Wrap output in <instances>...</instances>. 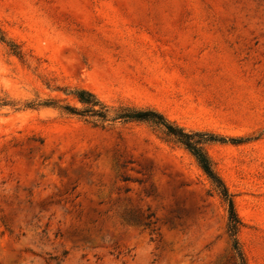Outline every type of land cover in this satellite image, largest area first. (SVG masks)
I'll list each match as a JSON object with an SVG mask.
<instances>
[{"label":"rangeland","instance_id":"rangeland-1","mask_svg":"<svg viewBox=\"0 0 264 264\" xmlns=\"http://www.w3.org/2000/svg\"><path fill=\"white\" fill-rule=\"evenodd\" d=\"M92 92L106 121L66 113ZM264 264V0H0V264Z\"/></svg>","mask_w":264,"mask_h":264},{"label":"trees","instance_id":"trees-1","mask_svg":"<svg viewBox=\"0 0 264 264\" xmlns=\"http://www.w3.org/2000/svg\"><path fill=\"white\" fill-rule=\"evenodd\" d=\"M74 97L80 102L84 109H78L70 105L60 107L68 114L78 115L81 117L91 116L106 121L109 116V108L104 105L95 94L85 89H80L73 93ZM115 119L148 121L155 125H161L166 128V134L177 143L183 145L196 158L200 167L208 178L212 181L222 197L229 204V225L228 232L233 242V249L239 259V264H247L245 255L240 247L238 232L241 221L236 213L232 195L229 193L225 183L216 172L213 162L208 156L204 145L214 141L208 135L189 134L184 130L168 122L166 118L156 111H122L116 114Z\"/></svg>","mask_w":264,"mask_h":264}]
</instances>
